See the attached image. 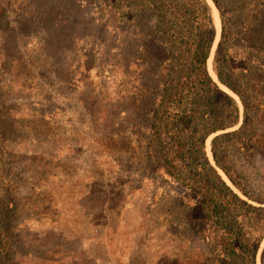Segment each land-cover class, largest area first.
I'll use <instances>...</instances> for the list:
<instances>
[{
	"label": "rangeland",
	"instance_id": "374dc122",
	"mask_svg": "<svg viewBox=\"0 0 264 264\" xmlns=\"http://www.w3.org/2000/svg\"><path fill=\"white\" fill-rule=\"evenodd\" d=\"M101 2L0 0V188L15 207L13 261L202 264L213 252L212 228L189 227L180 202L192 197L151 170L144 138L131 132V49L122 76ZM208 150L209 141L211 159ZM238 168L252 188L264 186V170ZM245 226L253 238L263 229L255 220Z\"/></svg>",
	"mask_w": 264,
	"mask_h": 264
},
{
	"label": "trees",
	"instance_id": "16d2710c",
	"mask_svg": "<svg viewBox=\"0 0 264 264\" xmlns=\"http://www.w3.org/2000/svg\"><path fill=\"white\" fill-rule=\"evenodd\" d=\"M100 1L102 19L114 27L122 76L131 49V132L144 138L151 170L192 197L193 204L180 202L189 227L197 221L212 228L213 252L202 264H256L264 186L252 188L238 163L264 170V0H210L221 25L212 60L218 82L208 70L216 26L207 0ZM123 101L120 89L119 108ZM143 106L147 123L141 127ZM9 198L7 187L0 188V264H16ZM252 220L263 227L257 238L245 226Z\"/></svg>",
	"mask_w": 264,
	"mask_h": 264
},
{
	"label": "bare ground",
	"instance_id": "6f19581e",
	"mask_svg": "<svg viewBox=\"0 0 264 264\" xmlns=\"http://www.w3.org/2000/svg\"><path fill=\"white\" fill-rule=\"evenodd\" d=\"M212 2V1H211ZM210 2V0H207V3H208V5H209V7H210V9H211V13H212V15H213V18H214V22H215V26H216V33H217V38H216V40L218 39V37H219V32H220V21L218 20L219 19V16H218V12L216 11L217 9H216V7L215 6H213L212 5V3ZM215 7V8H214ZM216 42V41H215ZM211 73V75L214 77V74L212 73V72H210ZM215 78V77H214ZM224 88V87H223ZM233 95V94H232ZM234 96V98H236L235 97V95H233Z\"/></svg>",
	"mask_w": 264,
	"mask_h": 264
},
{
	"label": "water",
	"instance_id": "95a60500",
	"mask_svg": "<svg viewBox=\"0 0 264 264\" xmlns=\"http://www.w3.org/2000/svg\"><path fill=\"white\" fill-rule=\"evenodd\" d=\"M214 4V3H213ZM215 6V5H214ZM220 30H221V27H220ZM215 32H216V28H215ZM219 36H220V32H219ZM216 38H217V33H216V35H215V40H214V44L216 43L215 41H218V39L216 40ZM219 38V37H218ZM215 77H216V75H215ZM216 81H217V78H216ZM218 82V81H217ZM220 84V83H219ZM237 100H238V102H240L239 101V99H238V97H237ZM210 152V151H209ZM210 157H211V161H212V163H213V159H212V155H211V153H210ZM179 190H180V188H179Z\"/></svg>",
	"mask_w": 264,
	"mask_h": 264
}]
</instances>
